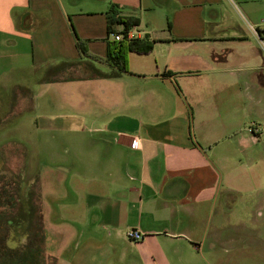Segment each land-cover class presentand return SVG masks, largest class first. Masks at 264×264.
Returning a JSON list of instances; mask_svg holds the SVG:
<instances>
[{
	"label": "crops",
	"instance_id": "crops-1",
	"mask_svg": "<svg viewBox=\"0 0 264 264\" xmlns=\"http://www.w3.org/2000/svg\"><path fill=\"white\" fill-rule=\"evenodd\" d=\"M82 1L0 0V86L31 72L56 87L69 117L48 125L66 134L62 157L53 152L64 165L35 174L38 186L48 176V192L64 209L61 228L50 230L62 242L50 243L49 255L68 264L60 250L76 224L97 249L111 246L116 264H229L227 247L245 233L247 218L232 215L227 200L221 133L242 106L240 79L259 67L247 64L259 48L217 14L221 0H171L169 8L162 0L155 9L152 0H90L91 8ZM111 5L135 18L126 38L151 42L126 52L125 70L92 56L116 44L107 32ZM122 26L110 24L112 31ZM251 76L264 88L263 73ZM127 228L142 237L127 238Z\"/></svg>",
	"mask_w": 264,
	"mask_h": 264
},
{
	"label": "rangeland",
	"instance_id": "rangeland-1",
	"mask_svg": "<svg viewBox=\"0 0 264 264\" xmlns=\"http://www.w3.org/2000/svg\"><path fill=\"white\" fill-rule=\"evenodd\" d=\"M88 2L94 1L83 0V8H91ZM152 3L155 9L162 0H152ZM163 3L167 8L173 4L171 0ZM216 6L217 14L222 13L233 28L243 29L245 41L259 48L247 63L259 67L249 69L246 77L240 79V86L247 91L238 99L242 106L232 109L221 134L228 144L224 180L231 190L227 192V200L232 204V215L240 210L239 214L247 218L246 234L242 233L241 238L227 247L232 251L229 264H264V88L256 89L251 76L252 73L255 77L264 74V46L248 25L251 23L259 31L264 44V0H221ZM32 74H23L13 85L0 86V179L11 186L14 195L11 204L0 200V248L5 245L17 254L30 246L31 240H41L44 252L48 253L50 243L62 242L58 237L56 240L50 230L53 226H56L53 230L61 228L63 222L57 217L64 216V209H57L55 196L48 192V176L43 186H38L35 174H44L54 164L64 165V160H55L53 152L58 150L61 153L58 157H62L66 134L48 125H63L61 122L69 117H63V100L56 87L37 81ZM254 99L260 101L254 103ZM68 113L80 115L79 112ZM72 119L79 118L73 116ZM239 202L241 207L238 208ZM55 212L58 216L53 217ZM55 219L56 224L52 223ZM67 228L68 240L62 243L60 258L68 264H116L113 248L97 249L84 237L87 233L84 226L71 224ZM54 232L60 236L59 232ZM230 233L236 238V232L231 230ZM245 239L252 242L244 245ZM77 246L79 252L75 249ZM254 249L261 251L256 255ZM236 252L240 255L233 254ZM50 264H55L53 259Z\"/></svg>",
	"mask_w": 264,
	"mask_h": 264
},
{
	"label": "trees",
	"instance_id": "trees-1",
	"mask_svg": "<svg viewBox=\"0 0 264 264\" xmlns=\"http://www.w3.org/2000/svg\"><path fill=\"white\" fill-rule=\"evenodd\" d=\"M105 15H106V23H107V32L112 31V29L110 28V24L121 22L123 26L120 31L122 32L123 37L119 40H111L112 43L116 41V44H114L115 46L113 50L107 49L105 55L103 56L92 55V56L96 58H100L105 62H109L113 65L118 66V68L125 70L126 52L129 50H147L150 48L151 42L148 40L144 41L143 39H138L136 37L126 38L125 35L126 30L129 28L131 24L135 23L134 17L131 16L121 17L120 15L117 14V10L114 9L112 5L106 10ZM74 35H75V43L83 51L86 52L85 46L83 45L84 41L78 38L75 33ZM13 196L14 195L12 193L11 186H9L8 184L5 185L4 181L0 179L1 202L11 204L14 198ZM35 196H36L35 199H37V195ZM4 246L3 248H0V264H50L52 259L54 261L53 256L49 255V253L46 250L44 252L43 242H41V240H39L38 242H36L35 240H31L30 246L24 247V249L20 250L18 254Z\"/></svg>",
	"mask_w": 264,
	"mask_h": 264
},
{
	"label": "built area",
	"instance_id": "built-area-1",
	"mask_svg": "<svg viewBox=\"0 0 264 264\" xmlns=\"http://www.w3.org/2000/svg\"><path fill=\"white\" fill-rule=\"evenodd\" d=\"M254 30V29H253ZM264 31V27L262 29ZM255 33L257 34V38L259 39V42L262 46H264L263 42H262V38L260 36V33L257 32L256 30H254ZM109 34L111 35V38L113 40H119L123 37V34L121 31H110ZM130 145L132 147H137L138 146V139L137 138H132L131 139V142H130ZM125 236L129 239H132V240H136V239H140L142 237V233L137 230V229H134V228H127L125 230Z\"/></svg>",
	"mask_w": 264,
	"mask_h": 264
}]
</instances>
